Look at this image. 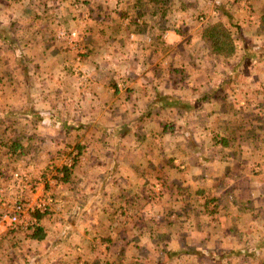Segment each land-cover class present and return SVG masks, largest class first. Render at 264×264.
<instances>
[{
    "label": "crops",
    "instance_id": "1",
    "mask_svg": "<svg viewBox=\"0 0 264 264\" xmlns=\"http://www.w3.org/2000/svg\"><path fill=\"white\" fill-rule=\"evenodd\" d=\"M222 2L0 0V47L9 49L0 50V121L12 119L16 106L18 123L39 125L37 136L47 142L42 156L51 159L38 169L42 178L31 158L25 163L28 181L46 187L40 183L38 196H26L46 205L42 218L30 216L45 227L39 264H264V166L254 179L241 173L254 169L245 157L258 147L234 143L229 96L233 105L247 88L226 85L246 76L248 88L257 87L256 65L264 73L257 42L264 37V0ZM216 21L235 30L234 57L215 55L200 35ZM69 29L84 34L83 60L57 38ZM100 38L110 45L101 50ZM120 58L125 66H112ZM237 101L235 121L247 128L243 140H253L259 129L258 118L246 113L251 100ZM168 134L167 148L152 146ZM100 137L114 142L91 147ZM18 151L31 156L22 144ZM100 152L108 162L94 160ZM64 154L78 161L67 181L62 173L49 176L68 167L52 164ZM90 155L94 162L87 163ZM88 168L106 172L89 177ZM196 188L207 196H196ZM102 202L107 213L96 214L92 207Z\"/></svg>",
    "mask_w": 264,
    "mask_h": 264
},
{
    "label": "rangeland",
    "instance_id": "2",
    "mask_svg": "<svg viewBox=\"0 0 264 264\" xmlns=\"http://www.w3.org/2000/svg\"><path fill=\"white\" fill-rule=\"evenodd\" d=\"M222 4H224L225 7L228 6V0L226 3L222 2ZM78 5L80 8L81 3L78 2ZM239 16H241V15H239ZM230 25L231 24L226 23V26L231 30V34L234 38V43H235V40L237 41V38H235L236 32H235V30H233L231 28ZM262 31H263V35H264V30H262ZM71 33H76V36L72 37V38L68 37ZM65 34L67 36H65ZM200 35L202 36V32H200ZM57 36H58L57 38H59L61 40L60 41L58 39L61 43L64 42L65 45L69 49L75 50L77 52V56L80 57L81 60H83V58H85L88 55V50H87L88 48L85 45L84 34L81 33V30H78V29L60 30ZM252 38H254V37H252ZM249 41H247V42H249ZM257 42H258V44H260V46H263V48L261 47L262 55L259 56V55L255 54L254 56H259V58H264V37H263V40L257 39ZM97 45H99V48L102 50V47H106L107 45H110V44L105 43L101 39V41ZM198 45L200 46L201 43L196 44L195 46L199 47ZM254 45H256V44H254ZM242 48H244V47H242ZM247 48H248V52L250 54H254V53L249 51V49H250L249 45H247ZM0 50H2L3 52L9 53L8 52L9 49L6 50V48H4L2 46L0 47ZM199 50L201 51L200 54L204 53V49L201 48ZM251 50L254 51L256 49L252 48ZM236 53H237V49H236ZM203 55H205V53ZM186 57H188V56H186ZM121 59L122 58L118 59L117 63L115 61L112 66L118 67V64H119V67L125 66L124 61H122L123 59L122 60ZM204 59L207 60V58H204ZM154 60H156L157 62H161L162 64L170 62V58L158 57V58H154ZM171 60H175V59L172 58ZM176 60H179V57H176ZM176 60L174 62H176ZM222 65L224 67H229V68L233 67L231 64L227 65L224 63ZM205 66L208 69L209 64L206 63ZM164 67L166 68L165 65H164ZM256 67H257V69H255V71H253L254 79L252 80V82L254 84L257 83V87L248 88V81H247L248 79H245L246 76H239L238 78L236 76L235 77V78H237L236 80H230L226 84L228 88H231L235 84L241 85V87H243L244 89L247 88L245 91L240 90L237 92V94L235 93L237 97L235 98L233 105H232V98H231V96L228 95L230 97V101H231V102L228 101L229 102L228 103L229 104L228 111H229L230 116H232V118L235 117L233 120L235 123H234V125H231L230 128H234L233 129L234 130L233 135H234V137H238L237 141L232 140L231 142L235 141L234 143L236 145L248 143V145L251 144L253 146L258 147V150L253 152V154H251V156L248 153V154H246V157H245L246 159H249V162L252 163L253 166H255L254 169L252 171L241 172V173H243L245 178H251V179H254V177H257L258 175H260L262 173V171H258V170H257L258 172H256L255 168L256 167L261 168L264 166V73L262 71L260 73H258L259 67H258V65H256ZM117 73L119 74V76H116V80L117 81L122 80L125 76V74H123V70H120L118 68ZM168 82H170V81L168 80ZM121 88L124 89V87H121ZM239 92H241V93H239ZM243 98L244 99L249 98L251 100L250 103H252V106H250L251 109L247 108L248 111L246 113L249 112L252 115L251 117H253L255 115L258 118V120H256V123L258 124L257 127L259 130L257 129L258 131H257L256 136H255L256 138L253 140H249L248 138H246V140H243L245 137H242V132L246 133L247 128L242 127V126H241V128H239L240 123H237L235 121L238 119V116L240 113L236 107V106H239V103L237 100L243 99ZM15 107L16 106H12V107H10V110H9L10 114L14 113V115L12 117V119H15L14 121H12L11 117H7L4 121H0V222H2V221L4 222L3 226L0 225V226H2V227H0V258H1L0 264H17L16 262H20L21 264L26 262V264H27V260H29L28 261L29 264H39V262L41 260L40 259L41 252H38L37 248L39 247V244L41 243L42 240L39 241V240L31 239L29 237V234L31 232L29 229V226H32L33 224H35V223H33V224L31 223L30 216H31V218H33L32 216L35 215L36 212H46V210H45L46 205H39L38 203L31 204L29 197H26V196H28V194H29V196H32L34 193H36L33 189H35L37 187L39 188L40 183H42V184H40L41 185L40 189L46 188L45 185L43 184V181H39L37 179L40 176L42 178V174L44 172V169H42V170H38V169H39L41 164H47L51 159H49L48 156H47V158L46 157L44 158L42 156L43 155L42 152L44 151V147L46 148L47 142H46V140H43L41 136H37L39 133V132H37L39 130V125L36 124L35 126H32V125H29L28 123H20V122L18 123V118H19L18 112H20V111H18L19 109H17L16 111H13V109ZM20 107H21V105L18 108H20ZM16 114H17V116H16ZM244 125H247V124H244ZM12 130H15V131H17V133L18 132L19 133L15 137H12L14 135L11 133ZM31 131L37 132L36 138L34 136L28 138V135L30 134ZM19 136L22 137L19 139L21 144L24 145V149L27 152H29L31 154V156L30 155L29 156H27V155L20 156L18 154L20 151H18V150L13 152V150H14L13 146L14 145L13 146L10 145L11 144V143H9V142H11L10 138L12 137L14 139V138H17ZM172 138H173V136L168 134L160 142H154L152 144V146L153 147L163 146L164 148H167V146H169ZM109 140L110 139L106 140V139H102L100 137L98 140L94 141V144L91 147L94 146V147L100 149L101 147H103V144H105L106 142L109 145H112L111 142H114V141H112V140L109 141ZM68 143H69V145L74 146L72 144V141H69ZM77 154L75 153L76 157L78 156ZM95 154H97V155H93V157H96L94 160H98L100 162H108L109 156H106V155L102 154L101 152L95 153ZM89 157H90V159L87 163H90L93 160L91 155ZM30 158H31L32 163H33V171H37V172L39 171L37 178L35 179L36 184H31L27 179L29 177V175H32L31 173L26 172L28 167L25 165L26 161L30 160ZM40 160H42V161H40ZM56 160L57 161H53V163H52L56 166L55 168L59 167V165L61 166L63 164L64 165L67 164L68 165L67 168L69 169V172H71L70 171L71 168L78 162L77 160H75L74 156H71L69 154L61 155ZM94 160H93V162H94ZM37 162H40V163H37ZM23 164H24V166H23ZM31 165L32 164H30V166ZM78 168H82V164H80ZM50 170H52L53 172L50 173L49 176H52V175L55 177L61 176V174L57 175L59 173V172H57V170H53V169H50ZM104 172H106V171L103 168H99L96 171H92L90 168H88L87 176L90 177L92 173L93 174L95 173V176H96V175H98L100 173H104ZM16 174L20 175V176L18 178H15ZM74 174H75V172H74ZM70 176L71 175L69 174V177ZM74 176L72 177V179H74ZM75 177H77V176H75ZM99 189L102 192L104 190L103 185H99ZM195 190L197 192L196 196H198V197H202L203 195L207 196V194H205V193L203 195L198 194L199 189L196 188ZM35 195H37V193ZM196 200H197V202L201 201L198 199H196ZM18 202L24 203V210L20 214L17 223H15V222L13 223L12 216L16 212V206H17V204H19ZM201 205H202V202H201ZM107 206L108 205L106 202L105 203L102 202V203H98L97 205H93L92 209H94L96 214H98V213L106 214L107 213V210H106ZM116 214L121 215L122 211H118ZM118 220L120 221L121 224H123V222L126 219L121 217ZM103 227L104 226H102V225L100 226L101 229ZM44 231H45V229H44ZM240 253H243L245 255L249 254V252H247L245 250L240 251ZM230 257H232V256L227 255V258H230ZM242 257L243 256H240L239 258H242ZM254 260H255L254 258H251V261H254ZM263 260H264V257H263ZM145 264H155V262H153V260H152V261L147 262ZM233 264H247V263H246V260H244L243 262H240V263L239 262H233Z\"/></svg>",
    "mask_w": 264,
    "mask_h": 264
},
{
    "label": "trees",
    "instance_id": "3",
    "mask_svg": "<svg viewBox=\"0 0 264 264\" xmlns=\"http://www.w3.org/2000/svg\"><path fill=\"white\" fill-rule=\"evenodd\" d=\"M202 38L205 42L210 44L211 50L215 55H218L224 59L231 58L236 53V46L234 43V38L231 34V30L226 26V23L222 21L213 22L207 28H205L202 32ZM18 140L19 138L10 140L11 145H14L13 152L21 147V144L19 142L20 140ZM217 143H222L224 146H229V139H220V141H218ZM58 172L63 174V177L60 179L61 181L68 180L70 172L67 167L58 170ZM209 202L213 203L214 200H211ZM46 214V212H36V217L40 219ZM29 229L31 231L29 234V237L31 239L41 241L46 236L43 227L38 223L29 226Z\"/></svg>",
    "mask_w": 264,
    "mask_h": 264
},
{
    "label": "built area",
    "instance_id": "4",
    "mask_svg": "<svg viewBox=\"0 0 264 264\" xmlns=\"http://www.w3.org/2000/svg\"><path fill=\"white\" fill-rule=\"evenodd\" d=\"M65 36H67L65 34ZM76 36V33H71L68 37L72 38V37H75ZM20 175H15V178H18ZM19 204H17L16 206V212L15 214L12 216V221L13 223H17L18 219H19V216L20 214L23 212L24 210V203H21V202H18Z\"/></svg>",
    "mask_w": 264,
    "mask_h": 264
}]
</instances>
